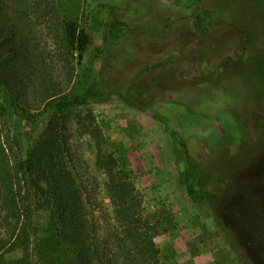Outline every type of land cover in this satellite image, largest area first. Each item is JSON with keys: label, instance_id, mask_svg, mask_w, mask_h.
Masks as SVG:
<instances>
[{"label": "rangeland", "instance_id": "1", "mask_svg": "<svg viewBox=\"0 0 264 264\" xmlns=\"http://www.w3.org/2000/svg\"><path fill=\"white\" fill-rule=\"evenodd\" d=\"M59 2L63 17L92 38L69 83L55 38L46 25L38 27L37 39L65 91L101 82L110 91L132 89L142 97L144 111L112 98L68 115L70 144L83 159L90 218L101 239L112 208L95 141L82 131L89 114L143 197L144 218L158 232L159 264H264V69L257 62L264 68V0ZM110 8L129 26L115 43L105 41ZM44 128L36 127V138ZM180 140L219 196L220 215L189 197L179 176L186 164ZM49 222L50 210L37 211L36 232L46 236ZM6 237L0 224V244ZM53 258L35 257L33 264H55Z\"/></svg>", "mask_w": 264, "mask_h": 264}, {"label": "trees", "instance_id": "2", "mask_svg": "<svg viewBox=\"0 0 264 264\" xmlns=\"http://www.w3.org/2000/svg\"><path fill=\"white\" fill-rule=\"evenodd\" d=\"M61 8L59 0H0V224L7 235L0 244V264H33L35 257L48 256H54L55 264H159L158 232L144 218L143 197L105 147L103 133L89 114L82 131L95 141L96 165L104 174V191L112 208L102 239L91 221L83 159L70 144L68 115L112 98L144 109L138 105L141 94L132 89L110 91L95 82L80 92L65 91L54 76L50 53L37 39L38 27L46 25L55 38L69 83L92 38L77 21L63 17ZM203 14L214 17L209 11ZM105 26V41L110 43L129 31L115 8L108 10ZM31 103L41 107L32 108ZM40 124L45 128L36 138ZM179 145L186 153L185 170L179 176L189 197L220 215L219 196L207 187L186 144L180 140ZM41 209L50 210L46 236L34 226ZM18 253L21 257L13 258Z\"/></svg>", "mask_w": 264, "mask_h": 264}]
</instances>
